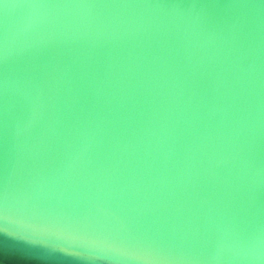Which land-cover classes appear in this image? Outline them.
<instances>
[{
    "label": "water",
    "instance_id": "obj_1",
    "mask_svg": "<svg viewBox=\"0 0 264 264\" xmlns=\"http://www.w3.org/2000/svg\"><path fill=\"white\" fill-rule=\"evenodd\" d=\"M6 212L157 264H245L264 247V0H0L10 257ZM35 238L94 258L26 264H144Z\"/></svg>",
    "mask_w": 264,
    "mask_h": 264
},
{
    "label": "snow or ice",
    "instance_id": "obj_2",
    "mask_svg": "<svg viewBox=\"0 0 264 264\" xmlns=\"http://www.w3.org/2000/svg\"><path fill=\"white\" fill-rule=\"evenodd\" d=\"M5 201H7V191L5 192ZM5 220L11 223L19 224L23 231L4 229L5 237L16 244L21 245L18 252H14L11 256L0 254V264L5 260H9L10 264H26L30 257L37 252L51 254H65L71 256L94 258L76 248L63 247L58 245H49L42 240H37V235H53L57 238L70 240L73 243H81L86 245L90 250L106 251L114 253L118 256L128 257L130 259L143 261L144 264H157L163 259V256L155 249L143 248L130 250L129 248L115 243H110L105 240L86 239L76 233H67L62 228H54L52 225H32L25 224L21 220H16L13 217L5 214ZM30 233V234H29Z\"/></svg>",
    "mask_w": 264,
    "mask_h": 264
},
{
    "label": "clouds",
    "instance_id": "obj_3",
    "mask_svg": "<svg viewBox=\"0 0 264 264\" xmlns=\"http://www.w3.org/2000/svg\"><path fill=\"white\" fill-rule=\"evenodd\" d=\"M22 7L32 9L33 11L43 7V5L39 4H26L22 5ZM11 8V6L5 4L4 9L7 13V10ZM242 259L245 261V264H264V247L259 245H251L246 249L242 250L240 253Z\"/></svg>",
    "mask_w": 264,
    "mask_h": 264
}]
</instances>
